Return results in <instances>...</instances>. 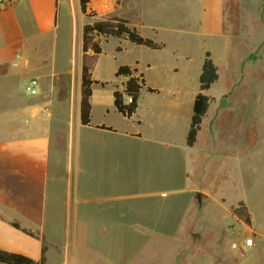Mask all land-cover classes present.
<instances>
[{
    "label": "crops",
    "instance_id": "1",
    "mask_svg": "<svg viewBox=\"0 0 264 264\" xmlns=\"http://www.w3.org/2000/svg\"><path fill=\"white\" fill-rule=\"evenodd\" d=\"M64 1L19 0L0 7V250L25 256L34 262L43 253V264H93L92 261L103 257L99 253L102 252V245H90L91 238L85 234L89 225L107 224L101 234L108 239V223H133L134 220L128 219L130 213L139 215L142 218L139 223L143 225L204 222L199 221L198 215L186 219L187 215L181 211L177 215L175 212L169 219H162L165 211L159 206L154 211L149 206L141 211L127 207L122 209L120 216L108 219V207H96L89 198L97 190L108 192V184L97 188L94 183L98 176L108 177L113 172L108 166L109 156L120 162L123 156L133 154L128 144L138 146L136 155L144 161L154 157L153 150L158 147L175 150L173 162L177 158V149L184 151L189 166L198 156L218 167L222 162L211 158L214 151L220 155L219 159L224 156L234 164L235 153L238 152L239 156V146H235L239 137L230 134L218 136L217 149H214L212 133L215 130V134L219 135L223 125L233 123L234 115L229 116L225 123H221L220 119L224 113L238 111L241 104L215 103V97L209 92L222 80L224 90L217 98H223L229 90L233 94L239 93L243 87L242 81L246 80L242 72L264 66V0H108V18L125 19L129 27L135 28L140 35L141 30L150 31V36H141L162 44V48L152 51H168L172 61L169 71H163L160 84L150 82L137 67V62L129 66L134 70L133 75L141 76L144 81L136 111L130 118L121 116L113 106V92H122L127 78L115 77L116 71L113 72L110 81L113 88L108 104V78L94 75L99 54L93 55L88 51L83 57L81 32L76 43L78 58L59 55L58 23L64 11ZM103 1L89 0L87 10L91 7L99 16L102 13L99 6ZM132 1L137 2L136 7L131 6L128 11L139 17L137 25L130 23L120 13H123L125 2ZM72 3L74 7L75 0ZM133 9L136 11H131ZM85 24L88 23L82 22L81 30ZM162 32L168 33L169 40L162 36ZM193 35L198 37L201 49L195 63L191 51L193 43L188 38ZM206 52L210 54L218 78L209 89L203 91L210 102L196 140L189 147L186 145V135L193 100L199 92L198 77ZM83 65L88 68L93 81L89 98V125L80 122ZM146 68H152V65ZM262 68V73L248 78L247 87L252 91L264 80ZM166 77L168 81L164 82ZM30 79L37 81L38 92L34 96L25 92ZM162 92L168 97L156 105L159 121L152 135L142 132L143 122L139 117L132 122L135 124L132 129H118L108 124L110 112L129 121L137 116L139 101L145 94L159 96ZM209 109L211 113L216 112V116L208 121L209 133L201 135ZM96 110L100 120L94 121ZM101 126L105 128H99ZM171 132L172 136L166 134ZM108 149L113 151L109 152ZM111 152L112 155H109ZM194 155L197 156L194 158ZM251 156L250 151V166ZM116 165L113 164V167ZM188 177L193 179L186 173ZM209 184L206 180L200 185L194 184V187L190 184V191L195 194L188 204L190 210L193 209V202L199 204L195 206L198 209L200 204L214 199ZM174 191L169 190L168 193ZM166 192L160 191L159 195ZM97 214L105 218H98ZM249 214L252 224L264 222L252 219L250 208ZM13 224H17L18 228ZM146 231L153 232L147 228ZM176 233L165 236L154 231L152 237L154 240H173ZM137 234L132 233L135 237ZM100 235H96L95 239ZM252 254L257 256L256 252ZM174 257L171 253L162 264H170ZM108 260L109 264L120 263ZM200 264L225 263L214 261ZM249 264L261 263L256 261Z\"/></svg>",
    "mask_w": 264,
    "mask_h": 264
},
{
    "label": "rangeland",
    "instance_id": "2",
    "mask_svg": "<svg viewBox=\"0 0 264 264\" xmlns=\"http://www.w3.org/2000/svg\"><path fill=\"white\" fill-rule=\"evenodd\" d=\"M64 2L62 5L64 11L61 9L63 14L60 15L58 23L59 55L64 56V58L72 56L77 59L78 46L76 43L79 42L82 22L89 24L97 20H107L108 0H104L99 6L102 9L99 16L91 7L83 16L78 0H75L74 7L72 0H65ZM136 4L137 2L134 1L125 2L123 13H120L130 23L137 25L139 17L128 11L129 7H136ZM136 9L131 11L135 12ZM139 32L143 36L152 34L148 30ZM161 34L169 40L168 33L162 32ZM188 38L193 43L191 51L193 63H195L200 55V42L198 37L194 35L188 36ZM97 40L101 45V54L97 57L94 75L108 78V104L111 95L110 90L113 88L110 83L111 77L119 66H132L137 62V67L147 75L150 82L160 84L163 81L164 72L169 71L170 63H172L168 51H152L116 38L99 36ZM61 47L63 48L62 52ZM117 48H121V50H117ZM147 65H152V68H146ZM262 67L258 66L256 70L249 71L246 69L242 72L246 80L242 81L243 87L239 93L233 94V91L229 90L223 98H217L224 90L221 84L222 80L213 86L209 92L215 97V101H213L215 103L219 101L226 104L236 102L241 104L240 109H237L238 111L224 113L220 119L221 123H225L229 116L234 115L233 123L223 125L219 135L215 134V130L212 133L215 141L214 149H217L218 136L230 134L239 137V141H235V146H239V156L238 152L235 151L234 164L232 160H227V157L223 156L222 159H219L218 156L220 155L214 151L211 158L214 157L215 160L222 162H219L218 167H214L215 164L213 165L210 161L204 162L197 155H194V158L197 156V160H193V164L189 166L184 151L177 149V158L173 162L172 156L175 150L158 147L153 150L154 157L144 161L136 155L138 146L131 147L128 144V148L133 150V154L123 156L120 162L110 159L111 156H109L110 165L108 166L113 172L109 171L108 177L98 176L96 184L94 183L97 188L108 184V192L97 190V192L91 193L93 195H90L89 198L93 200L91 204L96 207H108V219H112V216H120L122 209H128L127 207H134V209L141 211L144 207L149 206V209L154 211L159 206L165 211L162 219H169L170 216L175 215V212L177 215L181 211L187 215L186 219H191L192 215H198L199 221L204 222L183 225L168 223L143 225L139 223V219H142L139 215L130 213L128 219L138 221V223H134V221L122 225L108 223V239L101 234L107 224L89 225L85 233L91 238L89 243L90 245L94 243L98 247L102 245V252L99 253H102L103 256L91 263L109 264L108 259H110L113 261L112 263L120 262L118 264H129L127 261H130L131 264H162L168 260L172 253L175 257L170 264H200L214 261L225 264L238 262L249 264L257 261L264 264V222H261L264 221V80H261L263 77L260 79L258 87L253 91L247 87L248 78L254 77L255 73V77L262 73ZM179 68L181 69L182 66L179 65ZM167 81L166 77L164 82ZM196 84L197 77L194 79V85ZM167 97L165 92L159 96L145 94L139 101L137 116L125 121L119 115L110 112L108 124L116 126L118 129L125 127L132 129L135 126L132 122L136 117H139L143 122L142 132L152 135V132L156 130L154 126H157L159 121V110L156 105L158 106ZM210 109L204 121L201 135L209 133L208 121L211 120V117L215 118L216 116V112L211 113ZM97 112L96 110L94 113V121L100 120V115ZM166 134L173 135L172 132ZM255 139L257 142L254 144ZM229 144L232 145V143ZM108 151L113 150L108 149ZM250 151L252 153L251 166L249 163ZM109 155H112V152ZM115 163L117 165L113 167ZM186 173L191 175L193 179L186 178ZM107 178L108 181H106ZM204 180L210 182V193L215 200L210 199L208 203L200 204L198 209L195 207L198 203L193 202V209L190 210L188 204L195 195L190 191V184L194 187V184L200 185ZM169 190L175 191L168 193ZM160 191L167 192L159 195ZM241 201L245 204L248 213L249 208L252 211V219L261 222L260 224L250 222V225H246L232 216L230 208ZM97 216L98 218H105L101 217L103 216L101 214H97ZM146 228L153 232H160L165 236H171L177 231L176 238L173 240H154L153 232L149 233ZM133 232L138 233L136 237L132 235ZM96 235H100V237L95 239ZM246 238L252 239V246L249 248L244 246ZM117 251L120 252V255ZM255 252L257 256L252 254Z\"/></svg>",
    "mask_w": 264,
    "mask_h": 264
},
{
    "label": "trees",
    "instance_id": "3",
    "mask_svg": "<svg viewBox=\"0 0 264 264\" xmlns=\"http://www.w3.org/2000/svg\"><path fill=\"white\" fill-rule=\"evenodd\" d=\"M80 12L86 14L87 5L89 0H78ZM103 36L105 38L125 39L130 44L142 46L150 50H158L162 48V44L141 36L135 28L129 27L128 22L125 19L118 17H111L107 20H97L90 24H85L81 30L82 40V53L83 57L89 51L93 55L101 53V46L97 40V37ZM120 50V48H117ZM134 70L127 65L119 66L114 74L115 77L127 78L124 83V89L122 92L115 90L113 92V106L117 113L121 116L130 118L136 111L137 100L139 91L144 85V81L141 76H134ZM218 75L216 67L210 58L209 52L204 55V60L201 66V72L198 77L199 92L195 95L192 105V115L190 118L189 129L186 135V145L191 147L195 140L197 132L200 129V123L204 117L210 98L203 93L210 88V86L217 80ZM93 81L90 79V73L88 68L82 66L81 74V101H80V122L82 125H89L90 123V103L89 98L91 96V84ZM152 92L151 89L147 88ZM125 97H130L131 101L125 103ZM99 128H105L103 126ZM230 212L239 221H242L246 225H250V216L246 210L245 204L241 201L236 206L230 208ZM18 228L17 224H13ZM0 263L5 264H43V253L37 262L14 253H9L0 250Z\"/></svg>",
    "mask_w": 264,
    "mask_h": 264
},
{
    "label": "built area",
    "instance_id": "4",
    "mask_svg": "<svg viewBox=\"0 0 264 264\" xmlns=\"http://www.w3.org/2000/svg\"><path fill=\"white\" fill-rule=\"evenodd\" d=\"M15 1H19V0H0V7L6 4H10L12 2ZM25 92L30 95V96H34L37 94L38 90H37V81L36 79H30L27 82V86L25 88ZM131 101L130 97H125V103H129ZM244 246L246 248H249L252 246V239L251 238H246L244 240Z\"/></svg>",
    "mask_w": 264,
    "mask_h": 264
},
{
    "label": "bare ground",
    "instance_id": "5",
    "mask_svg": "<svg viewBox=\"0 0 264 264\" xmlns=\"http://www.w3.org/2000/svg\"><path fill=\"white\" fill-rule=\"evenodd\" d=\"M185 245V244H184ZM183 249V248H182ZM185 250V249H184Z\"/></svg>",
    "mask_w": 264,
    "mask_h": 264
}]
</instances>
